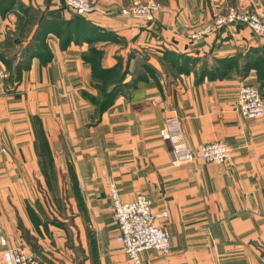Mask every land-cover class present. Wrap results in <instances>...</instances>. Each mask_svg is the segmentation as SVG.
<instances>
[{
	"label": "crops",
	"instance_id": "0c3cea01",
	"mask_svg": "<svg viewBox=\"0 0 264 264\" xmlns=\"http://www.w3.org/2000/svg\"><path fill=\"white\" fill-rule=\"evenodd\" d=\"M95 1L112 14L0 0V238L39 264H130L112 180L122 201L145 194L168 212L172 251L143 264H264V117L235 111L243 85L264 99V37H190L229 7L264 13V0H156L154 21L116 13L140 0ZM175 114L190 147L223 142L230 161L174 164L160 129Z\"/></svg>",
	"mask_w": 264,
	"mask_h": 264
},
{
	"label": "built area",
	"instance_id": "2783aa9c",
	"mask_svg": "<svg viewBox=\"0 0 264 264\" xmlns=\"http://www.w3.org/2000/svg\"><path fill=\"white\" fill-rule=\"evenodd\" d=\"M65 7L79 17H88L94 13L112 14L99 6L95 0H63ZM252 10L244 7H229L225 14L218 15L209 23L195 29L191 39L199 40L217 30L246 26L258 36L264 37V13L259 12L254 3ZM161 5L156 0H140L131 6L119 9L122 16L139 21H154ZM7 78V70L0 59V79ZM155 79L164 83L161 76ZM235 111L247 119L264 117V99L255 85H243ZM181 118L175 114L168 117L160 129V138L171 149L173 163L177 165L204 161L209 164H225L230 161L231 151L223 142H214L195 150L190 147L182 134ZM113 208V219L118 228L116 241L123 247L130 264H143L142 254L156 251L163 256L172 251V235L159 224L160 219L168 217L167 211L155 212L152 200L145 194L138 195L133 201L121 199L117 184L107 182ZM2 257L5 264H39L37 257L22 247H11L4 237L0 238Z\"/></svg>",
	"mask_w": 264,
	"mask_h": 264
},
{
	"label": "trees",
	"instance_id": "16d2710c",
	"mask_svg": "<svg viewBox=\"0 0 264 264\" xmlns=\"http://www.w3.org/2000/svg\"><path fill=\"white\" fill-rule=\"evenodd\" d=\"M40 147H39V151L42 153V151H43V153H44V151L46 150V148H45V145H39ZM46 152V151H45Z\"/></svg>",
	"mask_w": 264,
	"mask_h": 264
},
{
	"label": "water",
	"instance_id": "95a60500",
	"mask_svg": "<svg viewBox=\"0 0 264 264\" xmlns=\"http://www.w3.org/2000/svg\"><path fill=\"white\" fill-rule=\"evenodd\" d=\"M80 254H81V253H79V255H80ZM78 264H83V261H82V260H80Z\"/></svg>",
	"mask_w": 264,
	"mask_h": 264
},
{
	"label": "rangeland",
	"instance_id": "374dc122",
	"mask_svg": "<svg viewBox=\"0 0 264 264\" xmlns=\"http://www.w3.org/2000/svg\"><path fill=\"white\" fill-rule=\"evenodd\" d=\"M228 9H229V8H228ZM71 12H72V11H71ZM224 14H225V13H224ZM220 15H222V14H220ZM43 155H47V153H46V154L44 153ZM208 164H209V163H208Z\"/></svg>",
	"mask_w": 264,
	"mask_h": 264
}]
</instances>
